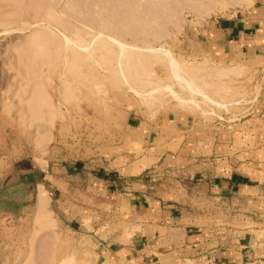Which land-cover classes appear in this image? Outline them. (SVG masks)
Returning <instances> with one entry per match:
<instances>
[{
  "label": "rangeland",
  "instance_id": "374dc122",
  "mask_svg": "<svg viewBox=\"0 0 264 264\" xmlns=\"http://www.w3.org/2000/svg\"><path fill=\"white\" fill-rule=\"evenodd\" d=\"M190 1L0 0V264H120L103 257L95 242L72 228L48 199L46 209L54 226L42 229L35 224L36 183L51 193L43 178L56 165L127 150L129 143L141 151L165 143L172 146L183 138L185 145L195 150L211 147L218 161L224 159L228 150L235 159L238 153L234 151L239 148L252 151L250 155L258 148L256 138L264 134V62L238 53H214L207 48L206 34L210 21L234 17L264 0H244L204 17L191 11L195 5ZM100 29L106 35L121 37L126 50L135 51L134 55L146 57L149 53V57L156 52V56H162V51H168L185 64L206 68L198 75L201 80L207 71L216 74L220 68L225 71L240 67L239 73L204 79L211 89L222 88L219 97L231 96L227 99L230 102L224 99L230 103L228 112L215 109L216 116H209V109L203 106L208 116L199 110L188 113L168 98H164L165 104L155 106L159 108L147 110L126 87L110 90L106 85L108 72L94 70L83 62L78 65L86 70L81 72L80 80L87 72L84 82L71 81L68 74L67 88L62 82L68 75L63 74L61 44L65 38L75 40L76 31L87 41L96 31L94 37L98 39L96 33ZM151 66L152 76L162 85L168 84L166 66L154 62ZM93 81L102 85L106 95L93 91ZM62 89L70 92L73 99H64ZM219 97L216 96L218 100ZM39 99L52 105L51 112L59 110V115L52 121L47 119L46 108L38 106ZM35 107L39 109L37 113ZM43 109L46 115L40 114ZM37 115L41 118L34 117ZM261 142L264 147V139ZM169 178L177 179L173 174ZM183 180L190 183V175ZM213 196L203 183L189 194L183 206L187 217H194L202 230L214 226L223 229L229 223L238 226L237 215L241 212L254 219L258 212L257 217L264 222V198L257 207L247 205L240 213L239 207H230L228 221L224 220L228 207L213 203ZM84 225L87 227L88 222L84 221ZM113 226L112 230L127 228L126 224ZM246 226L252 227L250 220ZM162 264L218 263L210 262L202 253L193 258L172 256Z\"/></svg>",
  "mask_w": 264,
  "mask_h": 264
},
{
  "label": "crops",
  "instance_id": "0c3cea01",
  "mask_svg": "<svg viewBox=\"0 0 264 264\" xmlns=\"http://www.w3.org/2000/svg\"><path fill=\"white\" fill-rule=\"evenodd\" d=\"M208 25L206 44L212 52L264 62V1ZM256 139L261 148L252 155L239 148L233 159L228 150L222 161L211 147L195 150L184 138L172 146L165 143L141 151L129 143L127 150L54 166L43 178L51 193L36 183L35 201L41 189L72 228L87 234L100 254L116 263L162 264L172 256L206 253L218 264H262L264 222L258 212L255 219L241 212L247 205L257 207L264 198V134ZM171 174L177 179L169 178ZM189 175L190 183H185ZM203 183L214 195L213 203L228 207L224 220L230 221L227 211L239 207L238 226L202 230L194 217H187L183 206ZM112 224L127 228L112 230Z\"/></svg>",
  "mask_w": 264,
  "mask_h": 264
},
{
  "label": "bare ground",
  "instance_id": "6f19581e",
  "mask_svg": "<svg viewBox=\"0 0 264 264\" xmlns=\"http://www.w3.org/2000/svg\"><path fill=\"white\" fill-rule=\"evenodd\" d=\"M243 1L244 0H191L190 1L191 5L194 4L195 6H192L193 8L191 7L190 9H191V11L193 10L196 13L197 17H204V16H208L211 13H218L221 10L227 8V6L229 7V5H237L238 3H241ZM186 2H187V0H186ZM244 3H246V2H244ZM189 5L190 4H188V5L186 4V7H188ZM183 6H185V4ZM90 28H92V27H90ZM92 30H93V28H92ZM95 32L93 33L94 35L92 36V39H90L88 41L85 40L84 37L83 38L80 37V34L77 31L73 34L76 37V38L75 37L73 38L75 40H69L68 38H65V39L63 38L65 42L61 44V49H62V53L64 56L62 57L61 64L63 67V74L64 75L70 74V77H72L71 81L77 80V79H79L78 81H81V80L85 79V77L87 76V72H86V74L84 73L83 79L80 80L81 75H82L81 72H83V71L85 72L86 70L85 69L82 70L84 67H81L80 65H78V63L83 62V64L85 66L89 65L91 67H94V70H95V68H98V69L100 68L101 70H105L104 72H108L109 73V77H107L108 81H106L107 79L105 81L108 82L106 85H107V87H109L110 90L111 89L116 90L118 87H126L127 91L129 90L131 93H133V95H135V97H137L140 100V102H138V103H142L145 107H147V110H148V108L150 109L153 107L159 108V107H155V106H160L161 104H165L163 102L164 98H168V101L169 100L174 101L176 103V106H178L180 109L187 110V112L199 110L202 113H204L205 110L203 111V108H202L203 106H204V108L206 107L209 109L208 110L209 116H216L215 109H217V111H219V110H223V111L226 110L227 111V108L230 105V103L224 102V99L227 96L226 97L225 96H223V97L218 96V94L222 90V88L220 86H218L217 89H211L212 87H210V84L204 82V79L207 77L209 78L210 76L214 77V75L217 77L219 76L221 78V77L225 76L226 73H230L233 75V74H236L237 72L239 73V71L242 70V69H239L240 67L239 68L234 67L231 70H230V68H229V70L225 69V71L224 70L221 71L222 68H220L218 71L215 69L216 67L215 68L213 67L217 71L216 74L212 73V71L211 72L207 71L208 73L206 72L205 78L203 79V77H202V80H201L198 77V75L201 74L202 71L206 70V68L203 70L202 68H199V66L193 67V66H191V64L188 65L189 63L185 64L184 62L177 60L176 59L177 57L174 58L171 55L172 53L170 54L168 51L163 52L161 50L163 55L159 56V53H158L159 57L156 56V52H155V55L153 56L151 54L152 52L149 50L148 51L151 52L149 57H148L149 53H148V55H145L146 57H144V56L142 57V54H140V56L134 55L135 51L132 52L133 53L132 54L131 52H129L130 50H128V51L126 50L125 43L121 42V40H122L121 37H120L121 39L119 37H118L119 39H117V37H115L114 35H111V34L106 35L107 33L103 32L100 29L96 33L98 35V37H97L98 39H95V37H96ZM49 33H51V32L49 31ZM99 36L101 38H99ZM68 43L69 44L71 43L73 45L72 48L69 47L70 45L69 46L65 45ZM135 47H133V48H135ZM128 48L132 49L131 47H128ZM131 51H133V50H131ZM146 51H147V49H146ZM142 52H140V53H142ZM153 62L156 64L159 63L161 65L164 64V66H166V68L168 70V72L166 71L168 73V75H167L168 76V84L166 83V84L162 85L161 82L157 81V79L152 76V74H151L152 71H150L149 67L151 66V64ZM112 63H114V66H112ZM50 66H51V64H50ZM232 75H230V76H232ZM226 77H227V75H226ZM68 78H69V75L66 78V80L62 81L65 86L67 85L66 86L67 88L70 85L69 80H67ZM83 82H84V80H83ZM93 82H94L92 85L93 91L96 94H98L99 96H102V94L106 95V93H105L106 91L105 90H104L105 92L103 91L102 85H100L98 83V81H97V83H95V81H93ZM62 87H64V86H62ZM66 87H65V89H66ZM213 88H215V87H213ZM225 89L223 88L224 91H225ZM66 90H68V89H66ZM62 91L64 92V95H63L64 99L65 98L67 99V96H69V97L72 96L70 92L67 93L70 90H68L66 92V91H64V89H62ZM225 92L228 93V91H225ZM72 93H73V91H72ZM221 93L223 95V91ZM68 94H70V95H68ZM228 95H229V93H228ZM216 96H217V98L219 97V99L221 101L218 100L216 98ZM232 96H234V95H232ZM229 98H226L225 101H228ZM71 99H73V98H71ZM222 99H223V101H222ZM39 100H40L39 104H38V106L40 105L39 108H41V107L44 109L46 108V111L48 114L43 109L42 110L43 113L38 112V115H39V113L41 115L47 114L48 115V116L46 115L47 119H49L51 121L57 115H59V113H60L59 110H58V112H56L57 110H55L54 113L51 112L53 110V108H52V105L50 103H48V102L43 103L42 99H39ZM168 101H165V102L167 103ZM228 102H230V101H228ZM142 104H141V106L143 107ZM234 104H237V102ZM48 108H49V110H47ZM36 109H38V108L35 107V112H36ZM55 109H58V108H55ZM152 111L150 113L155 112V111H153V112ZM38 115L34 116V117H39ZM205 115L208 116L207 114H205ZM34 117H32V118H34ZM39 118H41V116ZM217 118L219 119L218 115H217ZM36 119H38V118H36ZM31 120L35 121L33 119H31ZM47 123H50V121L48 122V120H47ZM50 127H51V125H50ZM50 127H48V128H50ZM48 140H49V138H48ZM45 194L46 193L40 189V191L38 193V198L36 199L37 203H36V210H35V212H36L35 216H36V222L37 223H35V222L34 223L38 224V226H40L42 229H48V228H51L52 226H54V225H52L53 222L50 219V214L46 209L47 208V197Z\"/></svg>",
  "mask_w": 264,
  "mask_h": 264
},
{
  "label": "built area",
  "instance_id": "2783aa9c",
  "mask_svg": "<svg viewBox=\"0 0 264 264\" xmlns=\"http://www.w3.org/2000/svg\"><path fill=\"white\" fill-rule=\"evenodd\" d=\"M263 262H264V261H263ZM263 262H262V264H264ZM258 264H259V263H258Z\"/></svg>",
  "mask_w": 264,
  "mask_h": 264
}]
</instances>
